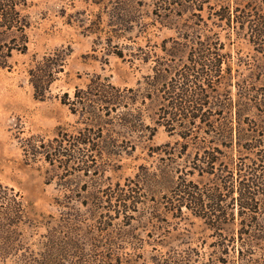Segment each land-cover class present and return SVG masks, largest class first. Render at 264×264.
I'll return each instance as SVG.
<instances>
[{"label": "rangeland", "instance_id": "374dc122", "mask_svg": "<svg viewBox=\"0 0 264 264\" xmlns=\"http://www.w3.org/2000/svg\"><path fill=\"white\" fill-rule=\"evenodd\" d=\"M222 1L23 0L0 27V264H264V197L242 249L237 215L214 231L166 203L178 177L264 170V54L209 15ZM195 48L222 62L196 86L206 117L171 120L165 93L201 74Z\"/></svg>", "mask_w": 264, "mask_h": 264}, {"label": "trees", "instance_id": "16d2710c", "mask_svg": "<svg viewBox=\"0 0 264 264\" xmlns=\"http://www.w3.org/2000/svg\"><path fill=\"white\" fill-rule=\"evenodd\" d=\"M211 1L158 0V7L160 6L165 11L192 8L201 12L204 6H209ZM241 1L223 0V3L219 4L217 8L215 6H212L214 8L209 7L211 11L209 15L213 16L214 19L216 18V21L221 22L230 31H234L235 36L244 39L256 52L264 54V0L257 1L258 5L255 13H252L253 10L248 3L243 5ZM23 3V0H0V27L11 29L17 26L19 23V12L17 9ZM164 6H167V8H164ZM194 50L195 52L190 54V61H192L194 66H200L201 74L194 81L191 79L193 72L190 70L182 78V81L179 82L178 80L179 86H177L176 79L172 80L170 87L165 93L169 112H164L171 116V120L182 116L181 119L189 123L191 121L196 122L197 120L199 122L203 121L206 117L205 112H201L202 108H204V103L202 102L204 99H202V94L197 91L196 86L198 90H201V85H207L208 83L215 85L211 81L217 77L215 73L220 71L222 62L216 58L217 54L215 53L205 55L203 53L204 50L201 48H198V51H196V48ZM199 61L203 63L199 64ZM208 69L211 70L208 71ZM45 76L46 73L43 75L45 83H51L52 80H46L47 77ZM208 77H210V80ZM33 85L35 92H37L38 83L35 82ZM192 86H194L193 90H191ZM177 87H179L178 91ZM36 99H43L42 91L39 96H36ZM163 115L158 113V119L161 117L163 119ZM158 124L167 129V125L159 122V120ZM183 129L190 130L189 128H182V131ZM229 130V133L225 137L232 140V129ZM190 135L180 134L182 138L189 137ZM212 156L213 153L206 152L201 156L200 161L203 165L213 164L214 160ZM200 172L214 175V168H211L209 171L201 170ZM227 173L228 177L223 183L220 181L215 182V185L208 188L194 184L183 177H178L166 203L172 206V211H175L176 208L179 211L181 208H185L192 214L203 218L214 231L227 227L229 225L228 222L230 220L231 222L234 221L237 215L241 220L238 233L242 249L244 246L249 245V243H246V239L251 236L248 235L249 233H261L260 228H256L248 220L257 213L255 205L257 206L258 202L264 197V170L259 171L256 168V163L248 165L240 162L235 169L232 168ZM223 191L228 193L229 198V201L225 203H223L224 200L221 198ZM234 194H237V196L235 197ZM245 230L247 232H244Z\"/></svg>", "mask_w": 264, "mask_h": 264}]
</instances>
